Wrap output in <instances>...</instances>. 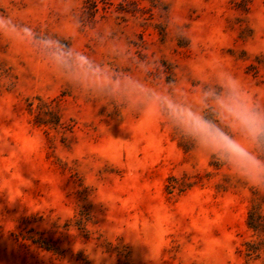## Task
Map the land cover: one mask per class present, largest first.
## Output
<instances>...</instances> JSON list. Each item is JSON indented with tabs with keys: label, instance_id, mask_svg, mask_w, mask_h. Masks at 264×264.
<instances>
[{
	"label": "rangeland",
	"instance_id": "obj_1",
	"mask_svg": "<svg viewBox=\"0 0 264 264\" xmlns=\"http://www.w3.org/2000/svg\"><path fill=\"white\" fill-rule=\"evenodd\" d=\"M0 15L151 86L191 94L228 72L264 108V0H0ZM0 264H264V189L0 35Z\"/></svg>",
	"mask_w": 264,
	"mask_h": 264
},
{
	"label": "clouds",
	"instance_id": "obj_2",
	"mask_svg": "<svg viewBox=\"0 0 264 264\" xmlns=\"http://www.w3.org/2000/svg\"><path fill=\"white\" fill-rule=\"evenodd\" d=\"M0 35L32 44L70 83L163 117L197 149L249 185L264 189V108L232 74L219 72L213 82L202 83L189 94L174 84L151 86L130 73L117 72L57 39L37 36L11 17L0 15Z\"/></svg>",
	"mask_w": 264,
	"mask_h": 264
}]
</instances>
